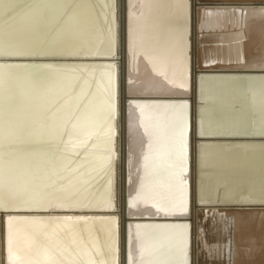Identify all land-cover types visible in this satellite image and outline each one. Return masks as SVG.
I'll return each instance as SVG.
<instances>
[{"label": "bare ground", "instance_id": "bare-ground-1", "mask_svg": "<svg viewBox=\"0 0 264 264\" xmlns=\"http://www.w3.org/2000/svg\"><path fill=\"white\" fill-rule=\"evenodd\" d=\"M199 1L210 3L207 0ZM229 1L231 5H244V2H247L248 6L264 5V0ZM130 3L133 7L128 9L129 47L131 44L132 49L137 52L139 61H142L138 62L137 58L131 57L128 50V63L131 64L134 84L133 92H142L155 87L152 80L154 76L165 74L170 79L173 75L179 78L182 72L187 82V88L184 91L187 96L190 95L188 79L190 68L187 61V57L190 56L189 25V30L184 37L182 68L174 69L170 59L175 43V35L170 29L175 27L182 14L187 16L188 22V1L128 0L129 5ZM138 3L144 7L135 8ZM181 3L187 6L184 10L175 7ZM45 4L50 5L51 8L61 6L62 11L60 18L52 24L55 32L49 43L50 49L44 45L42 46L44 52L47 50L53 52L59 47L80 53H88L97 47L101 51H106L109 38L104 19L107 17L111 21L110 0H48ZM105 5L109 7L106 8ZM254 9L256 8L247 7L242 12L220 11L223 13L222 16L211 17L204 16V11H201L199 22L203 19L205 24V31L201 32L203 57L207 59L210 54L213 56L214 52L224 61L225 57L236 60L240 55L249 64L261 62L264 58V17L254 15ZM27 20L23 23L17 20L13 25L0 22V50L5 48L10 51L23 50L35 46L29 45L34 43L30 40L36 34L34 27L32 26L29 33L24 34V31L28 29L25 26ZM42 21L44 22V19ZM23 26L25 27L22 28ZM50 31L49 28V33ZM101 36L105 41L103 45L98 43ZM117 37L116 29L115 35L113 34L112 54L113 52L117 54ZM240 37L243 41L237 44L235 41ZM211 42L212 44L220 43L221 46H210ZM65 50L63 51L66 52ZM48 53L49 51L44 54ZM51 71L47 73V77ZM76 71L86 75L93 69H76ZM95 71L99 74L102 69ZM115 73L116 85L118 67ZM47 77H44L43 81L30 80L22 68L11 69L7 76L0 77V137L15 142L20 138L22 129L38 133L53 122L57 124L63 122L66 110L61 106L67 98L56 97V81ZM250 80L246 85L250 93L249 99L240 95L243 85L238 82L236 86L234 80H209L207 89L206 83L203 86L199 85L201 109L198 121L203 119L205 132L202 137L213 132L245 131L246 128L252 130L253 125L257 129L264 126V78ZM93 89H95L94 82ZM201 92L204 93L203 97ZM115 93H117L116 86ZM235 93H237L236 97ZM96 103L97 106H102V94L98 95ZM245 106L246 108L250 106L252 112V118L250 117L248 123L243 122L247 118L243 112ZM53 113H55V121H53ZM142 119L151 133V147L149 137L144 134V128L140 127L139 110L136 111V128L130 136L129 145L132 150L134 192L136 194L143 183L150 197L148 203L139 204L138 207L141 210L152 208L153 197L156 201H163L170 195V183L174 171L173 158L169 154L173 112L164 108H149L145 110ZM22 145H40L41 148H45L43 144L13 143L10 149H4L6 154L3 157V172L0 175L13 190L27 185L33 192H42L44 180L37 167V158L29 155L30 152L24 153L21 149ZM239 151L246 159L242 160L240 156L238 157ZM196 152L197 164L200 170L203 169L197 180L200 204L264 202V145L227 144L224 147H217L203 143L202 147L198 146ZM249 163L254 166V170L258 165L260 177L253 176V169L248 170ZM136 168L140 170L139 178L136 177ZM186 181L187 179H185L187 190ZM211 199L213 201L209 202ZM152 210L155 211V209ZM133 212L136 213V209H133ZM216 214L214 216L213 213H199L200 226L204 229L203 237L208 248L201 250L198 264H264V212L229 211ZM6 225L7 264L9 260L12 264H49L53 258L62 260L64 264H88V261L99 264L100 261L108 259L107 230L99 222L91 226L89 232L84 230L83 225L70 230L63 223L48 222L41 226L40 223L21 220L13 227L11 253H9L7 221ZM145 233L143 256H141L140 248H136L137 260L143 259L145 264H167L173 258L168 230L164 227H153L145 229ZM227 240L228 242L231 240L233 248L216 252L212 243L221 244ZM229 255L232 260L230 262L226 259Z\"/></svg>", "mask_w": 264, "mask_h": 264}, {"label": "snow or ice", "instance_id": "snow-or-ice-1", "mask_svg": "<svg viewBox=\"0 0 264 264\" xmlns=\"http://www.w3.org/2000/svg\"><path fill=\"white\" fill-rule=\"evenodd\" d=\"M109 7V5H105ZM130 8L133 5H129ZM144 5L137 4L135 8L141 9ZM151 7V6H149ZM176 8L184 10L187 6L183 3L175 5ZM18 4L14 0H0V15L10 16L13 20L27 18L30 13H24L21 16L16 10ZM112 8V20L107 17L104 23L107 26L108 46L106 51H101L99 47L88 53L71 55H80L87 58H96L111 56L114 45L113 26L115 23L114 5ZM236 12V9L232 10ZM254 15L264 17V8L254 9ZM204 16L213 15L222 16L223 13L217 11L213 13L206 10ZM187 16L181 15L175 27L170 29L175 35V43L170 54L173 68L183 66L184 62V37L188 32ZM199 30L205 31V24L201 19ZM203 38V37H201ZM98 43H105L103 37ZM129 53L131 57H137V52L132 49L130 44ZM44 53L31 49L10 51L7 48L0 50V56H36ZM51 55H63L55 51L48 53ZM147 59V57H145ZM236 63L242 68H259L264 71V58L259 64L245 66L240 57H237ZM207 66V62H206ZM28 67L27 65L0 64V77L7 76L9 70L13 68ZM42 67L51 69L48 79L56 81V97H66L62 109L66 110V116L63 122L57 124L53 122L42 128L38 133L31 130L22 129L20 138L12 141L0 137V174L3 172V157L6 154L4 149H10L13 143L43 144L46 148L36 149L29 155L37 158L38 170L42 173L44 184L42 192H33L27 185L18 190L11 189L0 175V209L7 212H86V211H115L114 205V161L117 154L114 151L113 137L116 135L114 130V120L117 116L116 93H115V65H43ZM86 75H81L76 69L87 70ZM96 69H102L97 74ZM155 87L149 88L142 92H133L134 84L131 73V64L129 65V95L142 96H184L186 95L187 82L183 73L179 78L173 75L169 78L165 74L152 77ZM93 82L95 89H93ZM103 95L102 106H97L98 95ZM149 108H164L171 110L174 114V120L171 125V137L169 154L173 158L174 171L170 183V195L163 201H156L153 197L152 208L139 209L140 203H148L149 195L146 192L143 183L140 190L136 191L133 196V163L131 159L132 150L129 148V191L127 199L128 216L132 218L137 213H144L148 216H161L165 218H184L189 213V204L187 199V190L185 188V163L188 152V123L186 119V109L188 105L184 102H128V129L129 135H132L136 128L135 118L136 111L139 110L141 116L140 127L145 130V135L149 137L151 147V133L148 126L143 123L145 110ZM60 109H58L59 111ZM55 121V113H53ZM199 135L204 136L203 119L198 121ZM244 136L259 135L264 137V126L257 129L254 125L251 131L245 130L238 133ZM147 160L148 157L146 156ZM140 170L136 168V177L139 178ZM106 182V183H105ZM136 209V213L133 212ZM152 209H155L153 211ZM213 215H217L213 213ZM206 218V214H205ZM117 217H93L88 215H67L63 217H20L8 215L6 217L8 224V244L9 253H11L12 232L14 225L21 221L27 220L34 223H40L44 226L48 222L63 223L70 230L76 229L83 225L85 231L91 230V226L97 222L104 225L107 230V255L108 259L102 260L99 264H118L116 259V242H117ZM229 223H232L229 221ZM128 245L129 258L128 264H145L143 259L137 260L136 248H140L143 256V241L145 238V229L164 227L168 230L170 245L173 250V258L167 264H190L189 259V225L185 223H172L163 226L159 225H142L128 224ZM134 229V231H133ZM199 232L203 235L204 229L200 228ZM207 248L205 242L203 245ZM220 245H214L219 250ZM223 247H231V240ZM211 258V253H210ZM229 259L231 256L229 255ZM9 264L12 261L9 260ZM49 264H64L62 260L53 258ZM88 264H93L88 261Z\"/></svg>", "mask_w": 264, "mask_h": 264}, {"label": "water", "instance_id": "water-1", "mask_svg": "<svg viewBox=\"0 0 264 264\" xmlns=\"http://www.w3.org/2000/svg\"><path fill=\"white\" fill-rule=\"evenodd\" d=\"M48 0H14L18 4L17 12L23 16L24 13H31L27 18H20L13 20L10 16H0V22H7L9 25H13L17 20L27 22V30L25 33H29L32 30V26L36 31L32 39H36L29 45L32 46V50L37 52H44V47L49 48V43L55 32L52 25L57 19L61 16V6L58 7H49L46 6L45 2ZM188 1V25L190 27V56L187 57L189 63V81H190V95L185 96H142V95H129L128 94V72H129V63H128V50H129V41H128V9L129 4L128 0H110V20H112V8L114 5V15L115 23L113 26V34L115 35V30L117 29L118 35V50L113 52L109 56L96 57V58H87L83 56H71V55H51V54H41L36 56H0V64H11V65H27L28 67H22V69L27 74L30 80L33 81H43L47 77V73L51 69L42 67L43 65H104V64H114L118 67V80L116 83V108L117 116L114 120V130L116 135L113 137L114 141V151L117 154V158L114 161V205L115 211H86V212H28V211H19V212H5L3 209H0V264H7V225L6 217L8 215L20 216V217H63L67 215H88L93 217H106V216H115L117 217V242H116V259L118 264H128L129 258V245H128V224H142V225H167L172 223H185L188 224V241H189V259L190 264H198L199 257L201 256V250L204 249L203 245L205 243L203 235L201 236L199 229L200 226V216L199 213H226L229 211L234 212H264V202L263 203H221V204H200L198 201L197 194V180L199 174H202L203 169L200 170V166L197 164V152L198 146L203 145V143L211 144L212 146L224 147L227 144L230 145H264V137L259 135H249L244 136L238 133L244 131H233L227 133L213 132L208 136L202 137L198 134V119L199 111L201 109L200 100H199V85H204L206 83V89L209 84V80H234L236 86L237 83H242L243 89L240 92V95L250 98V93L247 91L246 85L247 81L254 78H264V71H261L259 68H242L236 63V60L226 59L217 57V54L213 52L206 59L203 57V50L201 45V31L199 30V13L206 10H211L212 12L217 11H229L233 12V9H236V12L245 11V8H264V5H251L248 6L247 2H244V5H231L232 3L229 0H207L210 3H202L199 0H187ZM264 3V2H263ZM49 4V3H48ZM58 8V9H57ZM2 17V18H1ZM44 19V22L42 21ZM23 26L22 28H24ZM49 28L50 32L49 33ZM57 30V29H56ZM240 34V33H239ZM42 41V43H40ZM242 37L238 38L235 42L238 44L242 42ZM222 43V42H221ZM40 47H39V46ZM48 45V46H47ZM215 45L220 47V43H210V46ZM38 47V48H37ZM42 47V48H41ZM50 49V48H49ZM219 54V53H218ZM240 59L245 66L249 64L245 61L243 56H240ZM237 56V57H238ZM203 60V61H202ZM207 62V66H206ZM201 64V66H200ZM15 69V68H13ZM116 74V73H115ZM45 77V78H44ZM205 89V87H204ZM204 92V91H203ZM201 92V97L204 96V93ZM235 97L237 93L234 94ZM232 96V95H231ZM183 97V98H182ZM184 102L188 105L186 109V119L188 123V152H187V161H186V173L185 179H187V199L189 204V213L184 218H165L163 215L157 216H148L147 214L134 215L132 218L128 216L127 209V199L129 191V145H130V135L128 129V102ZM205 101V100H204ZM249 103V101L246 100ZM245 102V103H246ZM244 114L247 118L243 121L248 123L250 117L252 118V112L250 106L243 108ZM247 131L251 129L246 128ZM230 131V130H229ZM167 133V131H166ZM171 133V132H170ZM167 139V136L164 135ZM198 145V146H197ZM197 146V147H196ZM48 147L47 145L44 146ZM40 145H22L21 149L24 153L31 152L32 150L40 149ZM264 154V153H263ZM243 158V153L238 152V157ZM256 159V158H255ZM257 160V159H256ZM249 169L251 170L254 166H251L249 163ZM256 170L252 171L253 176H259V168L256 165ZM219 171V170H216ZM224 171V170H220ZM250 174V173H248ZM255 187V184H253ZM133 196L135 192L133 190ZM213 201V199L209 200ZM202 215V214H201ZM232 243V242H231ZM214 245H220L219 250L229 248L223 247L228 244V240L218 244L216 242L212 243ZM212 245V246H214ZM208 248V247H207ZM230 248H233L232 245ZM216 249V248H214ZM219 250L216 249V252ZM227 261H232L229 258ZM225 259V260H226Z\"/></svg>", "mask_w": 264, "mask_h": 264}, {"label": "rangeland", "instance_id": "rangeland-1", "mask_svg": "<svg viewBox=\"0 0 264 264\" xmlns=\"http://www.w3.org/2000/svg\"><path fill=\"white\" fill-rule=\"evenodd\" d=\"M30 49V48H29ZM58 49V50H57ZM66 49V48H65ZM65 49H61V47H59V48H56L55 50H53V51H56L57 53H61V51H62V53L64 52L63 50H65ZM18 50H20V49H18ZM24 50V49H23ZM32 50V49H31ZM14 51H17V50H14ZM47 51H49V53H51L50 52V50H47ZM47 51H45V52H47ZM52 51V50H51ZM66 52H64L63 53V55L65 54V55H71L70 53H76V54H83V53H87V52H83V53H80V52H70V51H68L67 49L65 50ZM69 52V53H68ZM68 53V54H67ZM99 225V224H98Z\"/></svg>", "mask_w": 264, "mask_h": 264}]
</instances>
